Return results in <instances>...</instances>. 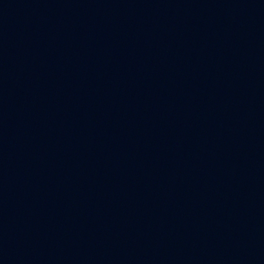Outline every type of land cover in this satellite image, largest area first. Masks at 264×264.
I'll list each match as a JSON object with an SVG mask.
<instances>
[{
    "label": "water",
    "instance_id": "water-1",
    "mask_svg": "<svg viewBox=\"0 0 264 264\" xmlns=\"http://www.w3.org/2000/svg\"><path fill=\"white\" fill-rule=\"evenodd\" d=\"M0 264H264V0H0Z\"/></svg>",
    "mask_w": 264,
    "mask_h": 264
}]
</instances>
